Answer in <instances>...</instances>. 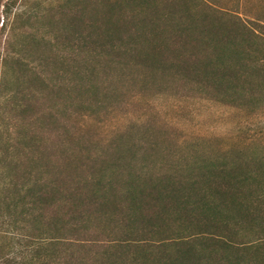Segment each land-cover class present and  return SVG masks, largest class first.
Here are the masks:
<instances>
[{
	"label": "rangeland",
	"instance_id": "1",
	"mask_svg": "<svg viewBox=\"0 0 264 264\" xmlns=\"http://www.w3.org/2000/svg\"><path fill=\"white\" fill-rule=\"evenodd\" d=\"M221 164L255 175L239 186L240 252L264 264V0H0V264L25 230L3 214L21 187L9 175L62 176L76 204L26 231L84 240L63 243L68 263L156 264L151 240L199 248L210 218L196 203L218 198L205 178ZM141 190L144 214L128 198Z\"/></svg>",
	"mask_w": 264,
	"mask_h": 264
},
{
	"label": "trees",
	"instance_id": "2",
	"mask_svg": "<svg viewBox=\"0 0 264 264\" xmlns=\"http://www.w3.org/2000/svg\"><path fill=\"white\" fill-rule=\"evenodd\" d=\"M220 12L225 13L223 11ZM170 19L171 18H169V20ZM214 34H217L216 37L220 36V38L222 39L229 37L228 34L221 32H209L205 35V37ZM222 43L225 45L226 42L222 40ZM219 51L221 53V56L225 53L224 49H220ZM249 178L250 180L254 179L253 181H255V175H246L242 173L241 168L238 166L233 167L231 171L227 166L223 164L214 168L205 179L207 183L215 185L213 186V188H210L208 190L215 191L218 195V198H215L211 203H209L206 200V195L208 193L206 190L204 196L196 203V209L200 210L204 217L210 218L208 219V222H205L208 229H210L208 234L202 235L198 240L196 239V241H198L197 246H199V248L196 246L189 247L188 243H179V239L151 240L154 242V248L158 249L160 254L158 257V261L155 263L242 264V256L240 251L243 250L245 244L240 243L239 230L243 221L241 220V218H243L245 212L243 211V206L241 204V189L239 186L242 183H245ZM7 179L8 185L21 182V187L16 188L9 186L6 189L8 196L5 198L2 206L3 214L7 215V220L9 221L12 220V215H14L15 213L18 214V221L22 222L23 229H25L24 234H22L21 236V240H18V249L16 250V252L15 250H13L6 256L7 264H70L65 260L64 257L58 256V254L62 253L61 247L63 243L72 241L75 244H83L84 240H69V238L66 237V234L62 235V229L60 228H49L48 230L43 231L40 230L39 226L34 228V232L32 233H28L26 231L27 224L40 225L42 224V221L50 216H54V214L59 216L60 208H62V206L59 205L60 202L65 203V201L71 202L72 200L73 203L76 204L74 201L75 199L72 197V195L69 196V194H67V196H63L65 193L69 192L62 186V183H64L62 176L60 174H58V176L54 173L53 175L50 174V168L48 166H45L38 170V174H33L31 170H24L20 174L19 178H14L9 175ZM205 179L203 180L205 181ZM92 180L97 183H101V180L99 178H92ZM131 182H133V180H130V183ZM229 183L233 185L231 189L227 188V184ZM229 190L231 191V195H228ZM19 191H22L23 193L22 203L21 200H17L15 202L11 200L13 194L19 195ZM166 191L168 192V194L172 192L170 190ZM130 193L128 194V198L131 201L130 207L134 208L140 213H143L138 208V204L140 203V201L147 200V197L149 199H153L154 197L152 194L145 195V192L143 190H141L140 192L131 191ZM185 199L186 198H181L174 204V206L182 209L184 205V203L182 204V202L185 201ZM18 207H20V209ZM231 207L233 211H236V219L234 221H231V218L229 217L233 215L229 211ZM134 209L128 212L133 213L132 216H134V212H136ZM71 211L68 212L67 210L66 212H63L62 217L69 215ZM72 215L83 214H81L80 211L76 210V212H72ZM137 219L138 218H127L128 223L130 224L136 222ZM231 222H236L235 228H231ZM147 241V239H137L133 238L132 236H128L124 240H120L118 242L120 243V245H122L123 243H144ZM168 246H173L176 249L175 255H168ZM123 247L129 246H120V248ZM66 250L67 249H65V251ZM219 251H221L224 256L221 260H218L220 259L218 258L216 259V261H213V255L215 253H219ZM147 261V258H145L146 264ZM145 262L143 259L142 264H145Z\"/></svg>",
	"mask_w": 264,
	"mask_h": 264
}]
</instances>
